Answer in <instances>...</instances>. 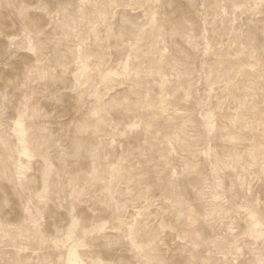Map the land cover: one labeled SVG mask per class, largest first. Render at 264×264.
Returning a JSON list of instances; mask_svg holds the SVG:
<instances>
[{
	"label": "rangeland",
	"instance_id": "obj_1",
	"mask_svg": "<svg viewBox=\"0 0 264 264\" xmlns=\"http://www.w3.org/2000/svg\"><path fill=\"white\" fill-rule=\"evenodd\" d=\"M0 264H264V0H0Z\"/></svg>",
	"mask_w": 264,
	"mask_h": 264
}]
</instances>
